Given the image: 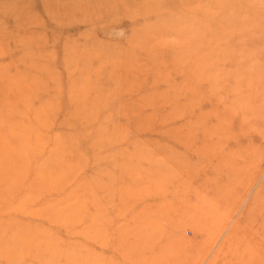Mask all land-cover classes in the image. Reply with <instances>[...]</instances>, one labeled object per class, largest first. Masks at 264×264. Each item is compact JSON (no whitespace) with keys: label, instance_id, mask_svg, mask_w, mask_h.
<instances>
[{"label":"rangeland","instance_id":"rangeland-1","mask_svg":"<svg viewBox=\"0 0 264 264\" xmlns=\"http://www.w3.org/2000/svg\"><path fill=\"white\" fill-rule=\"evenodd\" d=\"M0 165V264H264V0H0Z\"/></svg>","mask_w":264,"mask_h":264},{"label":"bare ground","instance_id":"bare-ground-1","mask_svg":"<svg viewBox=\"0 0 264 264\" xmlns=\"http://www.w3.org/2000/svg\"><path fill=\"white\" fill-rule=\"evenodd\" d=\"M148 11L151 15L159 14L155 11V9H150ZM0 168H2V165H0ZM2 177L6 181L5 187H10L11 194L17 193L20 190L19 180H17V174L16 172L13 174L10 167L2 174Z\"/></svg>","mask_w":264,"mask_h":264}]
</instances>
